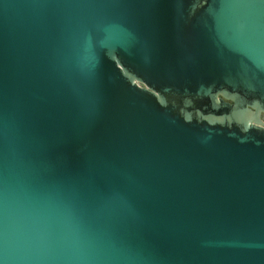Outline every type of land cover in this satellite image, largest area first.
Instances as JSON below:
<instances>
[{
  "label": "water",
  "instance_id": "95a60500",
  "mask_svg": "<svg viewBox=\"0 0 264 264\" xmlns=\"http://www.w3.org/2000/svg\"><path fill=\"white\" fill-rule=\"evenodd\" d=\"M0 264H264V0H0Z\"/></svg>",
  "mask_w": 264,
  "mask_h": 264
},
{
  "label": "rangeland",
  "instance_id": "374dc122",
  "mask_svg": "<svg viewBox=\"0 0 264 264\" xmlns=\"http://www.w3.org/2000/svg\"><path fill=\"white\" fill-rule=\"evenodd\" d=\"M263 120V119H262Z\"/></svg>",
  "mask_w": 264,
  "mask_h": 264
}]
</instances>
